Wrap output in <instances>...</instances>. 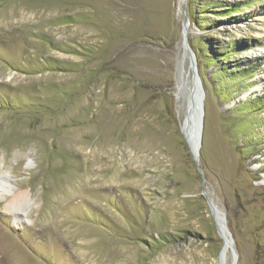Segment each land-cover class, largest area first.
<instances>
[{
	"label": "rangeland",
	"instance_id": "1",
	"mask_svg": "<svg viewBox=\"0 0 264 264\" xmlns=\"http://www.w3.org/2000/svg\"><path fill=\"white\" fill-rule=\"evenodd\" d=\"M2 183L0 264H264V0H0Z\"/></svg>",
	"mask_w": 264,
	"mask_h": 264
},
{
	"label": "water",
	"instance_id": "2",
	"mask_svg": "<svg viewBox=\"0 0 264 264\" xmlns=\"http://www.w3.org/2000/svg\"><path fill=\"white\" fill-rule=\"evenodd\" d=\"M190 26V22L186 21L183 24V47L185 50V58L189 59V68L190 71L188 76L191 77L190 87L188 88V95L186 97V109L184 113V121L182 126V133L185 137L186 143L192 155V158L196 164V167L204 180V173L199 164V150H201L203 146V138H204V129H205V99L206 93L203 87V81L199 71L198 65V57L195 51L192 49L189 42L190 30L188 29ZM190 138H193L195 143L197 144V151H194L191 147ZM204 196L206 197L212 216L214 218L217 232L223 240V247L221 251V256L225 255V248L228 244L232 247V235L228 226V218L226 212H224L220 207H218L214 201L210 200L204 191ZM217 210L220 215V222L215 215V211Z\"/></svg>",
	"mask_w": 264,
	"mask_h": 264
},
{
	"label": "bare ground",
	"instance_id": "3",
	"mask_svg": "<svg viewBox=\"0 0 264 264\" xmlns=\"http://www.w3.org/2000/svg\"><path fill=\"white\" fill-rule=\"evenodd\" d=\"M188 29L190 30L189 26H188ZM190 143H191L192 149L194 151H197V149H196L197 144L195 143L193 138H190ZM8 191H9L8 187L2 183V186H0V200L3 196L8 194ZM25 200H26V195L24 193H20V194L15 195L12 198L11 202L6 206L7 212H9V214L14 215L15 214V212H14L15 206H17L18 204H22V201H25ZM214 211H215L214 212L215 214L219 215L217 210H214ZM219 217H220V215H219ZM14 219L16 220L17 218L15 217ZM234 264H236V262Z\"/></svg>",
	"mask_w": 264,
	"mask_h": 264
},
{
	"label": "trees",
	"instance_id": "4",
	"mask_svg": "<svg viewBox=\"0 0 264 264\" xmlns=\"http://www.w3.org/2000/svg\"><path fill=\"white\" fill-rule=\"evenodd\" d=\"M191 45H192V44H191ZM192 47H193V46H192ZM195 50H196V49H195ZM207 54H208L209 57L213 58V62H218V60H220V61H224L223 57H213V53H211V52H207ZM197 57H198V60H201L200 55H198ZM254 102H256L257 105H260V104H261V102H260V101H257V100H255ZM246 106L249 107V104L246 105Z\"/></svg>",
	"mask_w": 264,
	"mask_h": 264
}]
</instances>
